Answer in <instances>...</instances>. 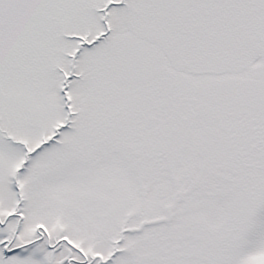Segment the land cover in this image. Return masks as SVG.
Segmentation results:
<instances>
[{
    "label": "snow or ice",
    "instance_id": "snow-or-ice-1",
    "mask_svg": "<svg viewBox=\"0 0 264 264\" xmlns=\"http://www.w3.org/2000/svg\"><path fill=\"white\" fill-rule=\"evenodd\" d=\"M0 264H264V0H0Z\"/></svg>",
    "mask_w": 264,
    "mask_h": 264
}]
</instances>
